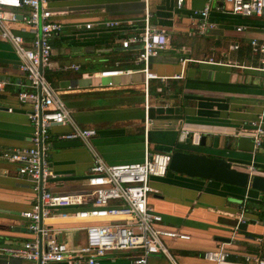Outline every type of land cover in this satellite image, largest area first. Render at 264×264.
Returning <instances> with one entry per match:
<instances>
[{"label": "crops", "instance_id": "1", "mask_svg": "<svg viewBox=\"0 0 264 264\" xmlns=\"http://www.w3.org/2000/svg\"><path fill=\"white\" fill-rule=\"evenodd\" d=\"M207 3V21L213 26L199 33L203 18L195 11ZM49 5L63 29L52 39L46 77L77 123L96 130L93 141L109 164L142 162L147 149L170 154L182 150L225 158L249 173L244 188L170 169L166 176L151 179L154 191L148 205L161 216L156 227L188 236L164 238L175 260L213 264L204 253L223 244L229 252L223 264H253L248 255L264 257V242L257 240L264 236V192L252 188L254 175L264 176V148H255L252 139V123L264 122V71L251 45L255 38L264 41V18L236 14L228 0H185L181 8L176 0H52ZM13 11V28L30 45L34 35L23 21L29 8ZM147 14L150 24L169 37L167 48L151 59L149 69L156 77L150 80L137 59L140 44L122 45L141 32ZM110 21L117 25L108 26ZM114 69L125 72L102 75ZM0 82V152L30 147L35 127L30 106L22 105L18 94L35 89L12 45L1 38ZM69 130L55 124L46 142L52 174L44 185L51 192L91 189L92 156L79 140L60 138ZM182 132L195 134L197 143L204 137L206 145L180 142ZM253 164L258 171L251 174ZM33 186L19 174L17 163L0 158V264H41L2 249L35 239L22 215L40 201ZM44 222L70 248L86 243L87 222L74 209L55 212ZM128 256L110 252L103 262L124 264ZM148 264L172 263L156 254Z\"/></svg>", "mask_w": 264, "mask_h": 264}, {"label": "built area", "instance_id": "2", "mask_svg": "<svg viewBox=\"0 0 264 264\" xmlns=\"http://www.w3.org/2000/svg\"><path fill=\"white\" fill-rule=\"evenodd\" d=\"M52 0H0V38L9 42L20 60V68L26 74L35 91H20L19 101L29 105V120L33 123L30 147H18L0 152V158L18 164L21 176L30 178L33 189L39 193L40 201L33 204L30 210L22 215L29 220V230L35 239L25 241L20 247H3L2 249L27 260H36L41 264H104L103 258L110 252H128L124 264H148L152 255L162 254L172 264L180 263L166 247L164 238H188L183 234L162 230L156 227L161 216L148 205V197L154 191L151 179L166 176L171 162V154L153 152L148 149L142 162L112 165L109 164L93 139L97 132L93 128L80 126L74 119L71 110L59 97V92L46 77V69L51 67L53 45L52 39L62 32V25L53 20L50 8ZM236 14L264 18V0H228ZM185 0H176L181 8ZM28 7L29 12L23 15L25 30L34 35L29 45L25 37L17 33L13 23L17 15L13 10ZM210 4L195 14L202 16L197 29L204 33L213 24L208 23ZM108 26L117 22H107ZM92 24H87L91 28ZM132 43L140 44L138 61L144 64L142 71L146 79L156 77L149 69L151 59L165 50L169 37L165 30L154 27L147 14L141 32L123 40V47ZM252 48L259 54V68L264 71V41L251 40ZM237 47L236 45L233 46ZM77 68V66H75ZM124 70L114 69L102 72L103 76H115ZM3 83L0 82V89ZM9 108V111H12ZM55 124L69 126L70 130L60 135L66 140H79L92 156V168L88 177L91 189L82 193H55L48 190L44 183L52 174L46 158V142L50 138V129ZM252 139L255 148H264V122L262 119L252 123ZM251 174L258 171L256 166L248 167ZM115 202V203H114ZM75 210V215L82 221L87 233L86 243L70 248L67 243L58 240L44 219L55 212ZM240 221L244 222V215ZM264 242V236L257 238ZM229 256L225 245L218 249L208 250L204 259L213 264H223ZM247 262L264 264V257L248 255Z\"/></svg>", "mask_w": 264, "mask_h": 264}, {"label": "water", "instance_id": "3", "mask_svg": "<svg viewBox=\"0 0 264 264\" xmlns=\"http://www.w3.org/2000/svg\"><path fill=\"white\" fill-rule=\"evenodd\" d=\"M186 138V139H185ZM195 134L192 136L186 132L180 135V142L187 145L199 144L205 146V138L197 143ZM169 169L176 172H181L192 177L210 179L225 184L246 187L249 181V173L238 169L232 161L222 157H212L205 153L194 151L176 150L171 154V162ZM252 188L264 192V176L256 174L252 180ZM241 224L240 228L242 227Z\"/></svg>", "mask_w": 264, "mask_h": 264}]
</instances>
